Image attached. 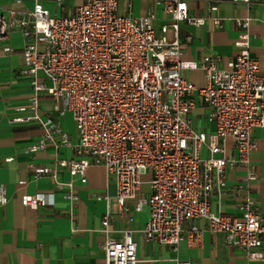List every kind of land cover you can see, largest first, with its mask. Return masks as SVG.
<instances>
[{
  "label": "built area",
  "instance_id": "obj_1",
  "mask_svg": "<svg viewBox=\"0 0 264 264\" xmlns=\"http://www.w3.org/2000/svg\"><path fill=\"white\" fill-rule=\"evenodd\" d=\"M55 1L66 10L72 2ZM157 2L168 13L160 35L153 10L142 16L122 13L121 0H83L71 13L63 14L52 13L45 0H36L33 7L25 9L5 8L0 0V39L13 28L21 30L27 41L21 72L34 87L28 111L14 120L41 122L45 136L34 148H46L53 142L71 144L75 150L73 157L57 158L54 167L34 163V178L45 172L57 177L60 167L85 178L92 162L102 163L116 179L117 197L124 209L129 208L127 199L135 197L137 209L149 206L150 217L142 228L149 240L177 248L185 223L204 217L212 231L226 233L229 244L245 250L251 259H264V212L248 189V182L256 180L258 173L250 170L248 182L235 191L238 213L225 214L212 207L215 193L222 196L228 188V168L250 166L258 147L254 129L264 126V73L251 52L252 17L239 18V50L227 69L212 55L201 61L182 58L181 23L202 26L207 23L206 16L193 14L189 0ZM222 18L214 16L218 24ZM186 38L191 40L192 34ZM198 67L207 75L203 86L195 85L184 73ZM40 71L50 85L40 81ZM44 90L52 95L55 110L72 113L76 140L59 122L43 117L40 95ZM196 95L208 107L218 141L209 142L208 132L194 127L193 110L199 103ZM230 138L233 155L227 152ZM205 146L210 148L209 156L203 153ZM149 172L152 191L143 195L142 175ZM57 183L65 188L64 197L79 198L72 181ZM6 200V191L0 190V202ZM56 200L54 192L40 191L25 195L24 206L26 211L38 210ZM111 223L108 211L101 227L106 264H138L133 230L118 237ZM201 235L202 230L194 225L192 242ZM178 264L192 261L178 260Z\"/></svg>",
  "mask_w": 264,
  "mask_h": 264
},
{
  "label": "crops",
  "instance_id": "obj_2",
  "mask_svg": "<svg viewBox=\"0 0 264 264\" xmlns=\"http://www.w3.org/2000/svg\"><path fill=\"white\" fill-rule=\"evenodd\" d=\"M35 1L1 0V3L5 8L25 9L33 7ZM51 1L54 0H45V3ZM69 5L72 3L69 2L68 8ZM189 5L193 14L206 16L207 23L202 26L187 21L181 23L183 59L201 61L205 55H212L218 57L220 66L231 68L239 50L236 44L242 30L239 18L251 16V52L260 61L264 73L263 0H254L251 5L232 0H189ZM214 5L219 8L214 9ZM120 10L134 16L146 15L153 10L154 26L158 25L160 29L168 20L164 5L157 0H121ZM67 11L69 13V9H64V13ZM217 15L223 17L220 24L214 19ZM188 34H192L191 40L186 38ZM26 42L17 28L0 39V190L7 193L6 202H0V264H106L102 247L105 235L101 227L103 216L108 211L112 215L111 227L116 236L123 237L127 229L133 230L140 258L138 264H178V260H190L192 264H264V259H251L245 250L229 244L225 232L212 231L204 217L185 223L177 248L149 240L142 232L150 217L149 206L137 209L138 198L135 197L127 199L129 208L124 209L117 197L116 179L102 163L92 162L86 169L85 178L72 175L65 167L59 168L57 177L45 172L34 178V163L54 167L57 158L73 157L75 150L71 144L53 142L46 148H34L45 136L41 122L35 119L14 120V117L28 111L34 95L31 80L21 72L26 63ZM184 73L197 86L207 83V75L202 68H189ZM39 79L51 84L43 71L39 72ZM196 97L199 103L193 110L194 127L206 130L209 142L218 141L216 124L209 118L208 107L201 96ZM40 99L43 117L59 122L63 131L76 140L78 131L72 113L66 111L62 114L55 110L52 95L47 90L41 92ZM253 134L258 147L250 166L228 168V188L222 196L215 193L213 209L225 214L238 213L235 191L242 183L248 182V172L253 170L258 173V178L248 182V189L264 212V126L255 128ZM56 139L60 142L61 137L58 135ZM226 146L228 154L233 155V139H228ZM203 153L209 156L210 148L205 146ZM149 173L142 175L140 192L143 195L152 191ZM60 180L74 183L77 200L63 196L65 188L62 190L57 185ZM40 191L54 192L56 203L26 211L24 196ZM243 191L248 192L246 188ZM194 225L202 230L201 238L196 242L191 240Z\"/></svg>",
  "mask_w": 264,
  "mask_h": 264
},
{
  "label": "rangeland",
  "instance_id": "obj_3",
  "mask_svg": "<svg viewBox=\"0 0 264 264\" xmlns=\"http://www.w3.org/2000/svg\"><path fill=\"white\" fill-rule=\"evenodd\" d=\"M83 2V0H72V5H69V13H71V8H73L75 5L77 4H81ZM47 7H49L52 11V13H55L56 11L59 12V14H63L64 13V8L62 6L59 5L58 2H56L55 0L54 1H51L49 3L46 4ZM156 30H157V34H161V29H160V26L156 25ZM148 175L152 176L151 173H149Z\"/></svg>",
  "mask_w": 264,
  "mask_h": 264
}]
</instances>
